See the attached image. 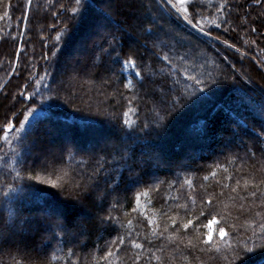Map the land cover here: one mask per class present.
<instances>
[{
    "label": "trees",
    "instance_id": "trees-1",
    "mask_svg": "<svg viewBox=\"0 0 264 264\" xmlns=\"http://www.w3.org/2000/svg\"><path fill=\"white\" fill-rule=\"evenodd\" d=\"M66 1L0 0V264H264V0Z\"/></svg>",
    "mask_w": 264,
    "mask_h": 264
},
{
    "label": "rangeland",
    "instance_id": "rangeland-1",
    "mask_svg": "<svg viewBox=\"0 0 264 264\" xmlns=\"http://www.w3.org/2000/svg\"><path fill=\"white\" fill-rule=\"evenodd\" d=\"M104 1H107V0H96L97 4L99 5L100 3H103L104 4ZM133 1V0H132ZM188 1L190 0H170V4H171V7L173 9H177L178 10V13L181 14L182 18L185 19L186 14H185V10H187V3ZM69 2V0L66 1V3ZM136 3L138 4V6L140 7H146V9L148 10L150 6H152L151 2L148 1V0H137ZM69 5V3H67V6ZM113 5V2H111V6ZM70 10L71 8H68V12L67 13H63L62 14V20L63 18L64 19H67V16L69 15L70 16ZM55 13V15L57 14L58 10L56 11H53ZM113 13V12H112ZM93 16V17H92ZM96 17V16H95ZM112 17H115L116 16H112ZM150 17H153V16H150ZM98 18V17H96ZM96 18H94V14L92 13V15L89 14H86V16L83 17V28L79 31V33L76 35V37L74 38V40L72 41V43H70L68 46H67V49H66V57L64 56V59L62 60L61 62V67L62 69L60 68V73L57 75L56 77V80H57V83L59 85H62L64 86V82L69 81V82H74V80L76 79V77H78L80 74L79 73H73V72H70L72 70H68V66L66 65V63H68L69 61H72L73 58H76V57H79L81 58V56L83 55V53L85 52V47H84V44H88V40H93L94 37H92V34L91 33H94V32H97L98 30V27H99V23L100 22H95ZM186 21H190L188 18L185 19ZM100 21V20H99ZM192 25V23H190ZM86 26V27H85ZM90 26V27H88ZM41 28V26H39V29ZM86 29V30H85ZM101 29V28H99ZM116 29V28H115ZM115 29H113V32H115ZM163 35V34H162ZM161 35V37H162ZM167 36L171 37L170 35V32H168ZM173 36L175 38H179L180 37V33L177 32L175 30V32L173 33ZM138 37H141L140 33L138 34ZM158 37H153L152 39L153 40H156ZM96 39V38H95ZM158 40V39H157ZM79 42H81V45H80V50L77 51L76 48L79 47L78 44H80ZM75 45V46H74ZM143 47V46H142ZM143 49V48H142ZM143 52V51H142ZM86 56L85 57H91V53H87L85 54ZM82 63L84 62L85 58H83L82 56V59H81ZM75 67L77 68H80V65H76ZM124 68H125V71L128 72L129 74L131 72H134L135 73V69H134V62H130V63H125L124 64ZM15 67L13 68L10 76L15 73ZM69 71V72H68ZM173 121H175V118H171L170 119V124L169 126L173 125ZM27 120H25V118H20V126L22 128H25L26 124H27ZM175 124V123H174ZM78 221L79 222H86L87 223V217H84V216H78ZM209 226L210 228H212L213 226V221L209 223ZM83 228V227H82ZM215 230L214 229H211L208 233V238H211V236L214 234Z\"/></svg>",
    "mask_w": 264,
    "mask_h": 264
},
{
    "label": "snow or ice",
    "instance_id": "snow-or-ice-1",
    "mask_svg": "<svg viewBox=\"0 0 264 264\" xmlns=\"http://www.w3.org/2000/svg\"><path fill=\"white\" fill-rule=\"evenodd\" d=\"M77 3H79V0H77ZM169 4H170V0H162V6H167V5H169ZM72 11H73V12H76L77 9H76V8H73ZM185 19H187V17H185ZM194 19H195V16H193V20H194ZM191 22H192V21H189V23H191ZM200 30L203 31L202 28H201ZM224 43H227V41H225ZM165 59H167V57H165ZM197 83H199V82H197ZM182 98H183V96H181V99H182ZM172 103L175 105V104H178L179 101L176 100V99H173V100H172ZM29 118H30V117H29ZM185 227H187V225H185ZM220 231H221V233L223 234L224 230L221 229ZM243 261H244V260H241V261H240V264H243Z\"/></svg>",
    "mask_w": 264,
    "mask_h": 264
}]
</instances>
